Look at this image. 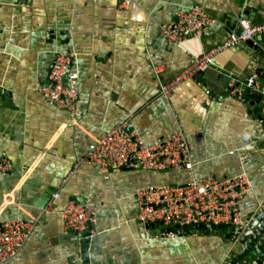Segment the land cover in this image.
Listing matches in <instances>:
<instances>
[{"label": "crops", "instance_id": "0c3cea01", "mask_svg": "<svg viewBox=\"0 0 264 264\" xmlns=\"http://www.w3.org/2000/svg\"><path fill=\"white\" fill-rule=\"evenodd\" d=\"M0 0V222L36 221L23 249L0 264H84L82 237L62 226L70 200L98 209L90 264H221L233 240L218 233L151 235L137 218L135 190L186 184L193 177L226 179L246 172L253 189L242 200L244 220L264 201V45L242 42L215 65L178 86L172 79L193 54L221 44L238 30L243 9L264 23V0ZM199 4L214 23L185 45L167 41L162 24ZM246 19V18H244ZM264 42V41H263ZM57 51L76 53L80 98L75 114L50 104L37 89L48 80ZM257 75L256 104L239 96ZM261 77V78H260ZM253 88V87H252ZM236 92L239 95H236ZM128 123L152 146L183 130L191 143V169H123L106 175L75 161L113 126ZM55 193L61 199L49 207Z\"/></svg>", "mask_w": 264, "mask_h": 264}, {"label": "built area", "instance_id": "2783aa9c", "mask_svg": "<svg viewBox=\"0 0 264 264\" xmlns=\"http://www.w3.org/2000/svg\"><path fill=\"white\" fill-rule=\"evenodd\" d=\"M130 1L124 0L120 7L127 10ZM213 23L205 8L195 4L181 11L175 21L162 24L160 33L167 41L183 46L188 39L202 37ZM240 25V32H232L221 44L193 54L191 63L168 81L161 80V65L154 64L156 78L160 81V93L170 97L178 86L213 67L219 53L242 42L255 40L264 33V23H252L240 18ZM76 56L72 51H57L48 80L37 87L50 104L71 114L77 112L80 98V72L75 65ZM256 78L257 75L249 79V86ZM239 94L236 92L241 98L244 96L241 92ZM83 164L99 167L106 175L126 167L164 172L191 169V143L187 134L179 130L173 136L149 146L144 143L140 133L128 131V123L125 122L106 131L92 149L80 156L66 180ZM11 168L10 159L2 155L1 173L7 175ZM252 189V180L246 172L226 179L193 177L186 184L140 186L134 193L138 205L137 218L143 225L159 224L165 227L197 223L247 227L250 220H244L241 204ZM60 199V193H55L48 209ZM263 207L264 201H261L256 213ZM61 217L63 228L78 232L81 240H84L88 237L87 232L97 223L98 209L82 201L70 200L62 209ZM35 225L36 221L21 218L0 222V263L15 257L23 249Z\"/></svg>", "mask_w": 264, "mask_h": 264}, {"label": "water", "instance_id": "95a60500", "mask_svg": "<svg viewBox=\"0 0 264 264\" xmlns=\"http://www.w3.org/2000/svg\"><path fill=\"white\" fill-rule=\"evenodd\" d=\"M249 7L243 9L242 18L252 19ZM239 26L237 32H240ZM264 33L256 37L255 40L246 41L247 45L255 51H262L261 45H264ZM261 78V77H260ZM261 79H255L251 86H245L243 95L249 99L252 96L254 100L252 104H256V99L260 94H256L257 82ZM261 81H264L261 80ZM249 80L247 81V85ZM264 84L262 85V87ZM253 87V88H252ZM129 131V130H128ZM99 168V167H98ZM126 167L124 169H129ZM146 228L151 230V235L176 234V235H191V234H208L218 233L228 239L233 240V245L225 261L221 264H264V207L258 211L253 219H251L247 227L240 228L235 224H189L183 227H165L159 224L146 225ZM92 228L87 232V238L82 241L84 264H90V244H91Z\"/></svg>", "mask_w": 264, "mask_h": 264}]
</instances>
